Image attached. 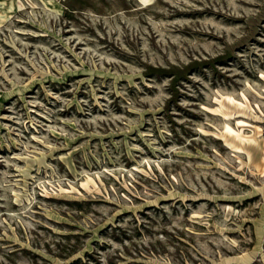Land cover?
<instances>
[{"label":"rangeland","instance_id":"374dc122","mask_svg":"<svg viewBox=\"0 0 264 264\" xmlns=\"http://www.w3.org/2000/svg\"><path fill=\"white\" fill-rule=\"evenodd\" d=\"M0 264H264V0H0Z\"/></svg>","mask_w":264,"mask_h":264}]
</instances>
